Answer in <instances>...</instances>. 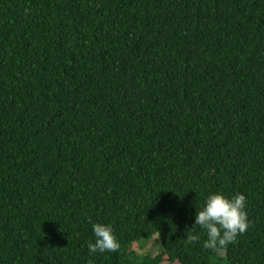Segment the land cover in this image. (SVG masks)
Here are the masks:
<instances>
[{
    "label": "trees",
    "instance_id": "trees-1",
    "mask_svg": "<svg viewBox=\"0 0 264 264\" xmlns=\"http://www.w3.org/2000/svg\"><path fill=\"white\" fill-rule=\"evenodd\" d=\"M0 264H264V0H0Z\"/></svg>",
    "mask_w": 264,
    "mask_h": 264
},
{
    "label": "clouds",
    "instance_id": "clouds-1",
    "mask_svg": "<svg viewBox=\"0 0 264 264\" xmlns=\"http://www.w3.org/2000/svg\"><path fill=\"white\" fill-rule=\"evenodd\" d=\"M199 226L205 231L206 239L203 247L207 250H220L236 241L248 227L246 197L237 194L228 197L222 193H210L199 212L196 211L194 228ZM94 242L87 245L88 253L116 252L119 242L111 225L95 223L92 226ZM189 242L199 240L198 235L188 237Z\"/></svg>",
    "mask_w": 264,
    "mask_h": 264
},
{
    "label": "rangeland",
    "instance_id": "rangeland-1",
    "mask_svg": "<svg viewBox=\"0 0 264 264\" xmlns=\"http://www.w3.org/2000/svg\"><path fill=\"white\" fill-rule=\"evenodd\" d=\"M138 251L142 255H156L160 249V243L159 239L157 237H154L153 240H151L149 243L139 242L137 244ZM222 256L224 254H221Z\"/></svg>",
    "mask_w": 264,
    "mask_h": 264
}]
</instances>
